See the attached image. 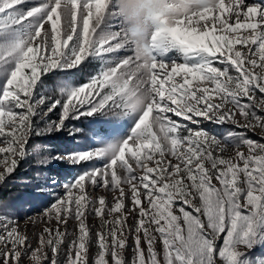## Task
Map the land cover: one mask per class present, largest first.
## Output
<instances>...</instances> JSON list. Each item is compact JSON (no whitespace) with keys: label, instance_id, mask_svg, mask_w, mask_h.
<instances>
[{"label":"snow or ice","instance_id":"1","mask_svg":"<svg viewBox=\"0 0 264 264\" xmlns=\"http://www.w3.org/2000/svg\"><path fill=\"white\" fill-rule=\"evenodd\" d=\"M0 264H264V0H0Z\"/></svg>","mask_w":264,"mask_h":264},{"label":"rangeland","instance_id":"2","mask_svg":"<svg viewBox=\"0 0 264 264\" xmlns=\"http://www.w3.org/2000/svg\"><path fill=\"white\" fill-rule=\"evenodd\" d=\"M55 119L56 117L53 116ZM90 122L88 120H85L83 122L84 126L93 127L94 125H90ZM129 122H126L123 127L120 129V131H126L128 129ZM81 144H84L85 146H90V144H86L84 138H81L80 140ZM51 149L53 151L55 150H68L72 149L77 146V142L71 140L67 134L65 135H55L51 138L50 141ZM99 146V145H97ZM29 171L27 168L24 170H21L20 173V180H23L27 177L29 174ZM53 174H60V176L71 178L72 175L75 173V169H72L66 165H57L55 168L52 169ZM11 193L14 196V199L18 200L19 203L23 206L25 211H31L33 207L39 208L42 206V201L33 194V191L31 188H25L18 180L17 184L13 186L10 189ZM9 190H6L4 195H8Z\"/></svg>","mask_w":264,"mask_h":264}]
</instances>
